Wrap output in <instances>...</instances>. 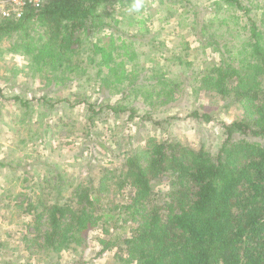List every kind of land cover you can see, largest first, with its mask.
Masks as SVG:
<instances>
[{"label": "trees", "instance_id": "1", "mask_svg": "<svg viewBox=\"0 0 264 264\" xmlns=\"http://www.w3.org/2000/svg\"><path fill=\"white\" fill-rule=\"evenodd\" d=\"M135 2L47 0L39 8H26L20 18L0 20V41L8 39V51L24 55L32 76L50 88L41 103L51 102L50 93L92 69L103 82L123 88L120 101L87 102L89 120L108 109L113 115L129 112L130 118L142 111L144 122L168 124L152 111L176 93L177 81L164 79L161 69L147 73L137 62L138 47L126 32L118 33L119 21L107 9L114 3L127 7L128 24L137 23L141 32L147 4L136 12ZM249 2L215 0L202 18L198 12L204 8L197 4L189 7L191 17H185L186 11L177 14L179 23L199 25L201 43L220 55L219 63L199 70L196 80L223 101L224 109L233 108L239 116L221 123V138L213 146L147 136L144 145L123 155L118 168L103 169L96 181L89 176L85 183L68 186L67 197L62 196L59 174L44 177V197L26 204L32 220L22 235L32 254L46 256L44 264L63 251L81 259L84 236L99 222L108 236L100 239L101 252L115 248V256L126 264H264V0L256 2H263L259 12L260 6ZM105 30L109 34L104 42L99 35ZM92 34H98L95 41ZM137 80L145 82L138 86ZM128 90L134 100L143 97L147 106L128 101ZM13 98L25 108L31 105L28 99ZM190 116L211 120L198 109ZM162 179L167 190L155 191L154 183ZM125 190L124 201H118Z\"/></svg>", "mask_w": 264, "mask_h": 264}, {"label": "rangeland", "instance_id": "2", "mask_svg": "<svg viewBox=\"0 0 264 264\" xmlns=\"http://www.w3.org/2000/svg\"><path fill=\"white\" fill-rule=\"evenodd\" d=\"M176 1L179 0H163L162 3L160 0H142L147 7L143 10L145 23L141 32L137 31V23L128 24L127 16L131 10L127 7L118 3L107 7L113 12L112 17L119 21L118 33L126 32L128 40L138 47L137 62L148 68L147 73L150 68L161 69L165 73L164 79L177 81L176 93L157 106L156 112L150 109L155 116L167 118L168 124L144 122L140 119L142 111L139 116L130 118L129 112L113 115L108 109L89 120L91 112L87 102L102 98L107 100L106 103L120 101L123 88L103 82L101 74L92 69L88 75H75L79 82H66L57 92L50 93L51 102L41 103L43 93L50 88L32 76L24 55L8 51L11 44L8 39L0 41V264H44L47 259L41 252L32 254L22 238L32 220L31 212L25 211L26 204L44 197V177L59 174L62 196L67 197L68 186L73 187L79 181L85 183L89 176L96 181L105 174L103 169L118 168L123 155L131 148L144 145L147 136L156 140L176 137L188 145L203 142L213 146L221 138V123L231 122L239 116L233 108L224 109L223 101L209 94L196 80L199 70L219 63L220 55L209 44L201 43L204 40L196 29L199 25L179 23L177 16L186 11L185 17H191L189 7L197 4L198 8H204L198 12L202 18L210 13L215 0H191L189 4L184 0ZM256 2L253 0V7L260 6L259 12L263 2ZM169 6L177 13L169 12ZM93 34L91 41L98 37ZM108 34L105 30L99 36L105 42ZM144 82L137 80L135 84L140 86L139 83ZM14 96L28 99L31 105L23 107ZM127 99L136 107L147 103L140 96L134 100L133 93L127 94ZM52 103L54 105L50 106ZM195 109L199 115H209L211 120L206 122L200 116H190ZM153 187L158 192L166 191V179L155 182ZM126 193L123 191L116 199L123 202L122 196ZM101 223L84 236L81 259L76 258L77 254L63 251L59 256H52L49 264L56 259V264H76L77 261L79 264H126L115 256V248L101 252L100 239L108 238L100 229ZM30 229L33 231L32 227ZM121 257L124 259L126 255L123 253Z\"/></svg>", "mask_w": 264, "mask_h": 264}, {"label": "built area", "instance_id": "3", "mask_svg": "<svg viewBox=\"0 0 264 264\" xmlns=\"http://www.w3.org/2000/svg\"><path fill=\"white\" fill-rule=\"evenodd\" d=\"M47 0H0V20L20 18L28 7L39 8Z\"/></svg>", "mask_w": 264, "mask_h": 264}, {"label": "clouds", "instance_id": "4", "mask_svg": "<svg viewBox=\"0 0 264 264\" xmlns=\"http://www.w3.org/2000/svg\"><path fill=\"white\" fill-rule=\"evenodd\" d=\"M142 0H136V2L133 4L132 6V11H140V9L142 8Z\"/></svg>", "mask_w": 264, "mask_h": 264}]
</instances>
